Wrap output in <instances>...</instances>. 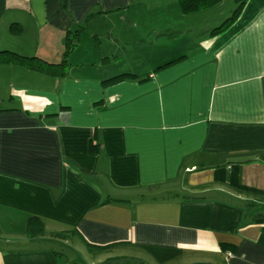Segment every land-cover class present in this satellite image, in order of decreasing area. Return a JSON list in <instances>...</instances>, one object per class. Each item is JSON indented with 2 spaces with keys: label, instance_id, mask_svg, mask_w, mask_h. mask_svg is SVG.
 Here are the masks:
<instances>
[{
  "label": "crops",
  "instance_id": "1",
  "mask_svg": "<svg viewBox=\"0 0 264 264\" xmlns=\"http://www.w3.org/2000/svg\"><path fill=\"white\" fill-rule=\"evenodd\" d=\"M245 1L211 37L176 0H0V264H64L67 243L264 264V0ZM139 22L176 39L116 36Z\"/></svg>",
  "mask_w": 264,
  "mask_h": 264
},
{
  "label": "rangeland",
  "instance_id": "2",
  "mask_svg": "<svg viewBox=\"0 0 264 264\" xmlns=\"http://www.w3.org/2000/svg\"><path fill=\"white\" fill-rule=\"evenodd\" d=\"M234 0H223V2L212 9L205 10L201 12L202 14L198 15V19L196 20V26L194 31L198 34H206L209 33L210 29L214 26L219 25L224 18H227L231 15L234 10ZM243 13V8L239 14V16ZM238 16V18H239ZM219 21H216L215 19ZM237 18V19H238ZM233 25V24H232ZM231 25V26H232ZM207 26H210L207 28ZM230 26V27H231ZM229 27V28H230ZM228 28V29H229ZM171 29H163V27H146L144 26V22H139L134 27H129L127 25H123L121 27L120 34L116 33V36L120 35L121 39H176V38H167L165 35H169ZM190 30V29H186ZM177 36L184 35L182 30L177 31ZM194 32V33H195ZM226 32V31H225ZM223 32V33H225ZM190 33V32H188ZM129 38H128V37ZM127 37V38H125ZM118 39V38H117ZM66 246H57L60 249H55L54 247L50 246L51 249H54L58 253H60L61 259L64 261V264H89L85 257L83 256L82 252L81 255L71 254V246L67 243ZM70 246V247H68ZM68 247V248H67ZM76 251V250H75ZM78 252V251H77ZM86 255V251H84ZM102 260L104 257H100ZM107 259V258H106ZM105 260V259H104Z\"/></svg>",
  "mask_w": 264,
  "mask_h": 264
},
{
  "label": "trees",
  "instance_id": "3",
  "mask_svg": "<svg viewBox=\"0 0 264 264\" xmlns=\"http://www.w3.org/2000/svg\"><path fill=\"white\" fill-rule=\"evenodd\" d=\"M176 1L178 3V6H179L182 14H184V15H190V14L199 15V14H202L201 12L208 10V9H212V8L216 7L217 5H219L223 2V0H176ZM245 2H246L245 0H234V3H235L234 7L235 8H234L233 12L231 13V15L227 18H224L219 25L212 27L210 29L209 33L208 32L207 33L211 37H214V36H218V35L222 34L223 32H225L237 20L243 6L245 5ZM198 18L199 17L197 16V19ZM215 20L219 21L217 18ZM78 32L79 31H74L73 35L77 36ZM188 32H190V30H188L187 33ZM72 42H73V44L76 43L75 37H74ZM71 47H73L72 44L69 45L68 51H66L65 55H68L70 53L69 49H71ZM173 63H174V61L171 62L170 64H173ZM126 76H128V75H126ZM121 78H123V76H119V77H116V78H113L110 80H106L103 82V84H110V82L119 81ZM110 200L118 201V202H127L128 198L117 197L115 199L110 198ZM33 220H34L33 218L30 219L29 224H28V228H27V234L29 237H33L37 232V229L34 226ZM258 221H260V220H258Z\"/></svg>",
  "mask_w": 264,
  "mask_h": 264
}]
</instances>
